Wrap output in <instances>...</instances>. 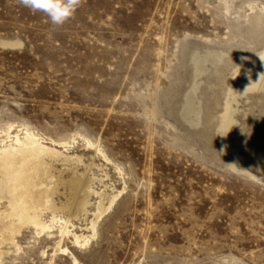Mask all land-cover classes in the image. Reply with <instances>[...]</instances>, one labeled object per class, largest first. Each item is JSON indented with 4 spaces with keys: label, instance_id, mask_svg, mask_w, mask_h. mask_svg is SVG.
I'll use <instances>...</instances> for the list:
<instances>
[{
    "label": "rangeland",
    "instance_id": "374dc122",
    "mask_svg": "<svg viewBox=\"0 0 264 264\" xmlns=\"http://www.w3.org/2000/svg\"><path fill=\"white\" fill-rule=\"evenodd\" d=\"M261 57L264 0H82L62 26L0 0V157L27 134L55 150L58 207L91 180L87 217L48 211L0 264H264Z\"/></svg>",
    "mask_w": 264,
    "mask_h": 264
},
{
    "label": "bare ground",
    "instance_id": "6f19581e",
    "mask_svg": "<svg viewBox=\"0 0 264 264\" xmlns=\"http://www.w3.org/2000/svg\"><path fill=\"white\" fill-rule=\"evenodd\" d=\"M257 60L258 65L251 68L250 74L246 76L248 82L246 86L248 87H257L255 86L256 82L262 76L264 57ZM195 68L197 73H202L206 66L199 61L196 63ZM194 93L189 94L185 101V108L192 109ZM24 138L26 143L16 137V144L19 145L16 154L3 150V154L0 157V177L8 179V187L13 196V202H9L4 211L0 209V259L3 246L9 243L14 244L15 238L23 230H34L35 234L40 236L51 233L52 227L45 222V214L48 211L52 213V224L63 223L65 226L69 223L73 226L72 222L74 219L85 218L89 212L87 208L89 206L88 198L90 197L88 196H90L89 190L91 188L89 183H91V180L86 177L81 179L79 177L72 178L68 182V200L61 207L55 206L53 197L58 192L59 186L65 184V182L61 174L54 175L50 172L51 170L43 158H54V156H57V152L37 144L39 140L32 135L27 134ZM114 201L115 198L111 200L108 208L113 205ZM97 209L94 220L89 222L90 226L85 230L95 231L96 221L102 218L104 212L108 211L102 204H99ZM65 212L68 216L67 220H63L60 217ZM63 235H69V231L66 228L63 230ZM72 236L76 245L80 246L88 243L87 237L82 234H74Z\"/></svg>",
    "mask_w": 264,
    "mask_h": 264
},
{
    "label": "clouds",
    "instance_id": "9594fccd",
    "mask_svg": "<svg viewBox=\"0 0 264 264\" xmlns=\"http://www.w3.org/2000/svg\"><path fill=\"white\" fill-rule=\"evenodd\" d=\"M18 2L33 13L45 14L51 25L62 26L74 16L82 0H18Z\"/></svg>",
    "mask_w": 264,
    "mask_h": 264
}]
</instances>
